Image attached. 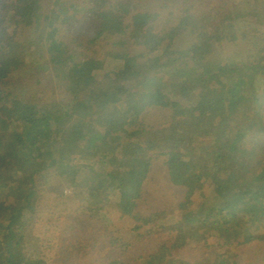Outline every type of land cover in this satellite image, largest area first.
Wrapping results in <instances>:
<instances>
[{"label": "trees", "instance_id": "1", "mask_svg": "<svg viewBox=\"0 0 264 264\" xmlns=\"http://www.w3.org/2000/svg\"><path fill=\"white\" fill-rule=\"evenodd\" d=\"M48 1L0 0V264H51L35 246L56 209L138 210L161 157L171 185L186 191L162 213L175 236L117 264H239L238 248L264 241V0L189 8L162 32L157 15L133 13L135 0ZM63 28L83 31L85 54L61 38ZM126 30L142 53L120 42L107 59L93 54ZM185 36L194 44L174 50ZM225 45L244 46L245 61H213ZM39 56L45 73L36 81ZM53 81L64 98L39 93ZM150 112L171 114L161 131L147 125ZM136 227L111 237L119 255L127 254L119 241L150 235ZM188 248L198 257L180 255Z\"/></svg>", "mask_w": 264, "mask_h": 264}, {"label": "rangeland", "instance_id": "2", "mask_svg": "<svg viewBox=\"0 0 264 264\" xmlns=\"http://www.w3.org/2000/svg\"><path fill=\"white\" fill-rule=\"evenodd\" d=\"M215 2L221 3L220 0H135L133 13L157 15L158 19L153 27L157 32H162L172 27L183 11L192 8L198 13V10H203V8L205 9L209 4ZM82 27L81 30L89 31L87 26L83 25ZM68 29H60L61 38L64 41L66 40V42H72L76 53L79 55L85 54L86 43L89 39L82 36L84 35L83 31L77 32L75 36V30ZM3 31L5 35L8 34L5 26ZM129 32V30H126L124 36L103 39L93 54L100 53L103 59H107L109 55H113L119 50V47H115V45L120 42L127 43L124 46V50L131 56L142 53L141 48H136L134 43L129 41ZM1 35L4 37L0 30V37H2ZM20 38L23 39L24 43H26L25 41L29 42L31 40V32L23 31ZM194 42V38L185 36L174 47V50H188ZM244 50L245 47L242 45L239 47L232 45L215 46L212 58L213 61L217 62L227 58L242 62L245 61ZM41 59L40 56L37 58L36 63L39 66L32 67L30 73L36 81L42 79L43 73H45L43 72L45 66L42 65L43 63L39 64ZM115 66H117V63L113 60L111 67L114 68ZM61 86L65 87L62 83L56 84L53 81L52 83L50 82L48 90H46L44 84L38 90L42 94V91L48 92L54 89V96L50 95L49 97L62 99L65 96V89ZM169 115L171 114L150 112L146 116L147 125L158 132L163 125H166V118L168 119ZM164 161L165 158L161 157L155 162L153 175H151L149 185L146 187L147 194L138 210L134 211L130 206H119L114 212L99 216L91 213L83 202L64 207L58 211L56 209L55 212L48 216V219L42 220L41 235L43 236L41 241L35 246V251L42 250V253L44 252V255L47 256L46 258L51 261V264H117L119 262L127 263L130 259L140 256H147L157 245L170 241L175 236L169 230L172 217L167 219L162 216V213L171 211L180 203H183L186 191L171 185L167 171L164 168ZM78 172H80V169H78ZM52 188L64 197L70 195L69 189L63 187L60 182H54ZM171 214L169 213V215ZM102 216L106 219L103 220ZM164 223H167L165 224L167 227L163 232L154 228L155 224L161 225ZM136 226H141L143 228L141 230L150 235L147 238L141 237L142 242L139 244L132 242L126 245L124 241H119L117 246L123 247L127 252L123 256L122 254L119 255L118 251H114L111 245V237L117 236L115 232L118 231L126 234V236L134 235L132 230ZM213 244L214 242H211V245ZM33 250L34 246L28 250V253L31 254ZM190 253L191 249L188 248L185 252H181L180 255L186 258L195 257ZM237 255L239 264H264V241L238 248Z\"/></svg>", "mask_w": 264, "mask_h": 264}]
</instances>
